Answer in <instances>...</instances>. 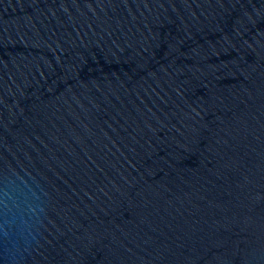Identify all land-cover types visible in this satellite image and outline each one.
I'll list each match as a JSON object with an SVG mask.
<instances>
[{
	"label": "water",
	"instance_id": "water-1",
	"mask_svg": "<svg viewBox=\"0 0 264 264\" xmlns=\"http://www.w3.org/2000/svg\"><path fill=\"white\" fill-rule=\"evenodd\" d=\"M0 264H264V0H0Z\"/></svg>",
	"mask_w": 264,
	"mask_h": 264
}]
</instances>
